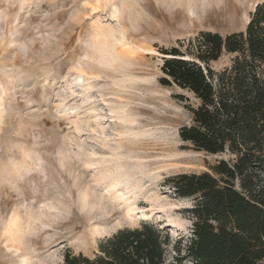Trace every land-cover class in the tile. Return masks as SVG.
I'll list each match as a JSON object with an SVG mask.
<instances>
[{
	"label": "rangeland",
	"instance_id": "1",
	"mask_svg": "<svg viewBox=\"0 0 264 264\" xmlns=\"http://www.w3.org/2000/svg\"><path fill=\"white\" fill-rule=\"evenodd\" d=\"M263 2L0 0V264H63L67 252L94 258L102 241L144 224L162 231L169 262L192 264L185 247L195 202L167 181L210 172L229 156L182 141L198 101L160 83L163 53L186 50L202 32H245ZM233 58L224 52L211 67L223 71ZM133 95L141 100L131 106ZM124 105L130 116L138 109L132 131L145 135L120 143L125 125L111 112ZM95 225L108 234L92 241Z\"/></svg>",
	"mask_w": 264,
	"mask_h": 264
},
{
	"label": "trees",
	"instance_id": "2",
	"mask_svg": "<svg viewBox=\"0 0 264 264\" xmlns=\"http://www.w3.org/2000/svg\"><path fill=\"white\" fill-rule=\"evenodd\" d=\"M226 52L229 68L211 63ZM165 87L194 95L192 124L183 142L209 155L227 154L210 172L182 174L167 185L179 198H193V236L186 245L192 264H264V2L255 7L245 32L226 37L202 32L186 50L163 53ZM181 68L179 77L172 75ZM150 229V230H149ZM162 231L144 224L120 230L99 244L94 258L67 252L63 264H180L167 260Z\"/></svg>",
	"mask_w": 264,
	"mask_h": 264
},
{
	"label": "bare ground",
	"instance_id": "3",
	"mask_svg": "<svg viewBox=\"0 0 264 264\" xmlns=\"http://www.w3.org/2000/svg\"><path fill=\"white\" fill-rule=\"evenodd\" d=\"M255 10V9H254ZM105 43V42H104ZM106 44V43H105ZM109 52H111V50H109ZM147 91H148V89H147ZM151 92V91H150ZM149 94V93H148ZM151 94H152V92H151ZM144 95H146V94H144ZM141 96V95H140ZM148 96H150V95H147V97ZM152 96V95H151ZM143 97V96H142ZM153 98H157L156 96H154ZM159 98V97H158ZM145 99V98H144ZM152 99V98H151ZM135 100H138V102H140V100H141V97H138V96H135V95H133L132 96V101L130 100L129 102H128V105L130 104L131 105V103H133L134 105L135 104H137V103H134V101ZM128 105H124L122 108L120 107L119 109H117V110H112V114H113V120H112V122H117V123H119V124H123V125H125V126H120L121 128H122V130L121 131H119L118 132V134H117V138H119L120 139V143H124L125 141L124 140H126L127 139V137H129V136H143V135H145V134H138V132H133L132 131V129H134L135 127H136V125H137V123H138V118H137V116L139 115V111H138V109L137 108H133L135 111H133V115H131L130 116V114L128 113ZM140 105V104H139ZM138 105V106H139ZM164 105H167V104H164ZM132 106V105H131ZM162 106V105H161ZM160 106V107H161ZM150 107V106H149ZM132 109V110H133ZM153 110V109H152ZM166 111V110H165ZM132 112V111H131ZM141 114V113H140ZM134 115H136V116H134ZM141 116H143V114L141 115ZM139 117H140V115H139ZM140 118H142V117H140ZM146 118V117H145ZM154 119V118H153ZM139 121H140V119H139ZM144 123V122H143ZM126 125H129V126H126ZM147 126H148V124H147ZM124 141V142H123ZM135 144L136 143H134V145L133 146H135ZM141 144V143H140ZM124 145V144H123ZM128 145V144H127ZM127 145H125V146H127ZM145 145V144H144ZM124 147V146H123ZM140 146H138V147H126V148H128V150L129 149H131V150H129L130 152H135V151H137L138 149H140L139 148ZM120 148H122V146L120 147ZM141 149H142V147H141ZM140 149V150H141ZM145 150V149H144ZM129 157H131V156H129ZM170 157V156H169ZM111 172H112V170H111V168L109 167L108 169H107V174H111ZM119 182H120V177H118V178H113V179H111L110 180V183H109V188L110 189H115L117 186H118V184H119ZM133 208H129L128 209V211L126 212V217L127 218H130V220L132 219V220H134L133 218ZM17 220H18V218L16 217V216H14L13 217V219H12V221H11V225L12 226H16L17 225ZM172 225H173V227H175L176 229H178V230H181V226L177 223V222H172ZM121 226V225H120ZM97 234H99V235H102V234H108L107 233V229L106 228H103L102 226H98V225H95V226H93V230L91 231V240L92 241H94V237H95V235L96 236H98Z\"/></svg>",
	"mask_w": 264,
	"mask_h": 264
},
{
	"label": "snow or ice",
	"instance_id": "4",
	"mask_svg": "<svg viewBox=\"0 0 264 264\" xmlns=\"http://www.w3.org/2000/svg\"><path fill=\"white\" fill-rule=\"evenodd\" d=\"M261 60H264V55L261 56ZM182 67H184V66H178L176 69H174L172 75L179 77V73H180Z\"/></svg>",
	"mask_w": 264,
	"mask_h": 264
}]
</instances>
